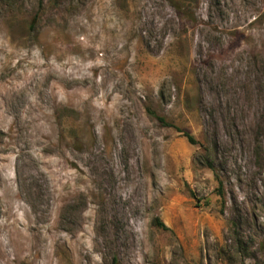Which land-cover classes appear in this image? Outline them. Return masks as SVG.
<instances>
[{
    "label": "rangeland",
    "instance_id": "374dc122",
    "mask_svg": "<svg viewBox=\"0 0 264 264\" xmlns=\"http://www.w3.org/2000/svg\"><path fill=\"white\" fill-rule=\"evenodd\" d=\"M0 264H264V0H0Z\"/></svg>",
    "mask_w": 264,
    "mask_h": 264
},
{
    "label": "trees",
    "instance_id": "16d2710c",
    "mask_svg": "<svg viewBox=\"0 0 264 264\" xmlns=\"http://www.w3.org/2000/svg\"><path fill=\"white\" fill-rule=\"evenodd\" d=\"M158 120H159V122H160L161 124H163V125H165V126L173 127V126L170 125V124L166 121V119L163 118V117L158 118ZM177 130H178V132L183 133V131H182L181 129H177ZM184 136L187 138L188 142H189L191 145H193V146L199 145V143L196 141V139H195L192 135H190L189 133H184ZM207 166H208V168H210L211 170H213V171L215 170V169H214V164H213L212 162H209ZM219 190H220V189H219ZM220 192H221V191H220ZM157 226H158L159 228H162V229H164V230H167L166 226H165L163 223H161L160 221H158Z\"/></svg>",
    "mask_w": 264,
    "mask_h": 264
}]
</instances>
